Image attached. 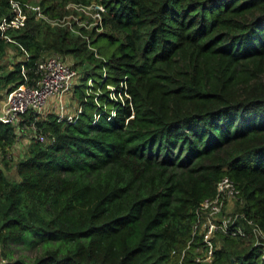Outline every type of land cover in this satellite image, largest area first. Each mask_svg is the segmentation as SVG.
<instances>
[{"label": "trees", "instance_id": "1", "mask_svg": "<svg viewBox=\"0 0 264 264\" xmlns=\"http://www.w3.org/2000/svg\"><path fill=\"white\" fill-rule=\"evenodd\" d=\"M51 1L104 12L86 30L52 24L46 0L45 17L31 0H0V58L23 57L7 71L0 64V86L34 79L42 58L70 57L77 75L67 97L82 104L70 124L54 112L26 115L53 141L17 144V128L0 121L6 264H264V238L248 223L264 235V0ZM120 83L123 104L106 89ZM224 176L241 203L219 216L244 235L216 232L212 258L197 260L204 243L198 230L192 237L193 211ZM11 244L41 252L10 262Z\"/></svg>", "mask_w": 264, "mask_h": 264}, {"label": "built area", "instance_id": "2", "mask_svg": "<svg viewBox=\"0 0 264 264\" xmlns=\"http://www.w3.org/2000/svg\"><path fill=\"white\" fill-rule=\"evenodd\" d=\"M28 8L35 11L39 17H45L40 5L30 4ZM74 9L77 11L86 12L92 11V18L94 24H97L101 20V13L104 12V8L99 3H91L89 5H74ZM11 12L15 15L23 12L22 7L17 2H12ZM57 25L62 21H52ZM35 74L36 77L28 81L25 84L20 85L9 94H7L0 102V121L4 123H11L17 129V135L21 134V130L26 128H32V134L27 137L26 143L29 138H35L38 142L53 141L42 132L37 131L34 125L28 127L26 125V115L35 114L36 118L44 117L50 112H54L59 122L65 124L75 123L79 114L82 112V104L79 102L72 107H69L65 99L67 94L70 93L71 84L76 77V72L71 69L70 65L61 60L59 55H51L46 58L40 59L36 63ZM88 84L91 85L92 81L88 80ZM119 91H115V87L107 85L108 99L117 103L120 101L124 103V98H128V94L124 90V84H119ZM99 92V90H97ZM83 100H86L84 97ZM97 108L94 111V122L100 117L98 99L94 98ZM109 117L115 115V109L113 107L108 108ZM23 123V124H22ZM26 145V144H24ZM239 191L227 176L219 179L215 185V194L212 197L206 198L201 201L194 209V223L192 227V237L196 230L202 235L201 255L197 260L209 261L213 254V244L211 242L216 232L227 233L231 236L240 235L243 236L244 232L242 228L233 223L230 215L219 216L220 211L232 205L233 203H241V199L238 196ZM237 218V214L235 215ZM231 224V226L228 225ZM252 226V232L257 236L264 238L261 231L253 226V222L249 221ZM184 251V250H183ZM182 258V257H181ZM2 264H6L4 258H0Z\"/></svg>", "mask_w": 264, "mask_h": 264}, {"label": "rangeland", "instance_id": "3", "mask_svg": "<svg viewBox=\"0 0 264 264\" xmlns=\"http://www.w3.org/2000/svg\"><path fill=\"white\" fill-rule=\"evenodd\" d=\"M41 0H31L30 4L40 5ZM46 4L49 6H53V10L50 13H47L49 20H63V22L68 23H75V26L79 28L80 26H84L86 30H90L95 24L93 23L92 14L93 12L87 10L85 13L75 11L72 6H61L60 4H56L51 0H46ZM41 7V5H40ZM24 11L21 14H17L14 16V20H19V17L23 16ZM52 24H56L53 22ZM54 26V25H53ZM23 57L15 55L12 51H9L7 54L3 55L0 58V64L4 67V71L9 70L12 68V62L18 61ZM69 64L72 65L73 60L69 57L66 59ZM79 72V71H78ZM10 87V86H8ZM8 87L0 86V99L9 94ZM13 91V90H12ZM69 107L74 106L75 104L79 103L78 96L76 93L72 92L71 95L65 99ZM21 134L18 138V141L22 144H26L27 137L30 136L31 130L25 129L20 131ZM18 136V135H17ZM25 147V146H24ZM26 150V147L23 149ZM11 176L13 179H16L14 170L11 172ZM220 244L219 239L216 240L215 246L218 247ZM11 252L9 253L11 257H9L10 262H14L17 259H22L26 263H32L34 258L38 256L41 252L40 247L35 246H26L24 244H11L10 245ZM0 258L6 259L2 255L0 249ZM0 264L1 260H0Z\"/></svg>", "mask_w": 264, "mask_h": 264}, {"label": "crops", "instance_id": "4", "mask_svg": "<svg viewBox=\"0 0 264 264\" xmlns=\"http://www.w3.org/2000/svg\"><path fill=\"white\" fill-rule=\"evenodd\" d=\"M4 98H5V96L3 97V98H1L0 99V102L2 101V100H4ZM20 136V135H19ZM19 136H18V138H19ZM20 142H18L17 144H19ZM17 144H16V148H17ZM27 144V143H26ZM22 147H24L23 145H22ZM231 208V207H230Z\"/></svg>", "mask_w": 264, "mask_h": 264}, {"label": "water", "instance_id": "5", "mask_svg": "<svg viewBox=\"0 0 264 264\" xmlns=\"http://www.w3.org/2000/svg\"><path fill=\"white\" fill-rule=\"evenodd\" d=\"M0 168L3 170V172H4L5 174H7V172H6V170L4 169L3 166L0 165ZM231 262H232V260H231Z\"/></svg>", "mask_w": 264, "mask_h": 264}]
</instances>
